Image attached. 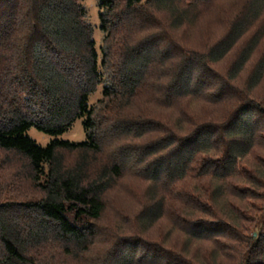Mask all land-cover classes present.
I'll list each match as a JSON object with an SVG mask.
<instances>
[{
	"label": "trees",
	"instance_id": "trees-1",
	"mask_svg": "<svg viewBox=\"0 0 264 264\" xmlns=\"http://www.w3.org/2000/svg\"><path fill=\"white\" fill-rule=\"evenodd\" d=\"M217 1L99 0L105 44L99 53L82 0H0V153L23 159L42 194L36 202L0 203V264H40L41 255L39 260L36 256L49 245H55L60 258L78 259L90 251L96 238L93 223L105 210L103 197L122 177L124 166L111 161L91 179L89 154L102 155V141L115 139L112 133L101 135L102 125L118 135L145 134L141 118L129 119L121 106L129 107L140 96L156 68L163 70L166 81L164 88L153 90V103L172 109L178 101L201 99L213 104L214 112L209 122L193 124L183 135L162 128V140L146 146L138 161L151 186L139 224L151 228L164 217L160 192L175 198L178 188L198 180L197 189L178 196L175 219L183 221L189 207L208 219L183 222L180 230L193 240L212 243V264H264V215L244 228L239 210L225 217L214 210L223 193L216 182L237 179L264 192V156L253 159L254 166L248 162L257 146L264 148V99L256 95L264 83V55L246 85L234 86L264 42V30L253 34L264 18V0H247L226 35L207 51L180 45L170 34L196 24ZM167 40L172 47L164 49ZM238 47L223 78L216 68ZM101 86L100 104L105 103L109 116L97 121L89 102ZM118 101L122 105L116 110ZM220 107L228 112L221 113ZM79 120L86 141L60 139ZM33 129L51 137L50 143L39 145L29 136ZM62 152L79 153L81 162L65 167ZM232 189L239 198L241 191ZM189 226L192 231H186ZM252 227L259 229L255 236H250ZM143 246L141 241L123 242L103 264H143L136 261ZM153 248L142 257L146 264H193L184 251Z\"/></svg>",
	"mask_w": 264,
	"mask_h": 264
},
{
	"label": "rangeland",
	"instance_id": "rangeland-1",
	"mask_svg": "<svg viewBox=\"0 0 264 264\" xmlns=\"http://www.w3.org/2000/svg\"><path fill=\"white\" fill-rule=\"evenodd\" d=\"M98 3L99 0H82L81 5L86 10V21L94 30V40L99 53H101V49L105 44L103 43L104 34L100 31ZM246 3L247 0H219L211 6L210 10L196 24L179 31H172L170 34L180 41V45L201 52L207 51L226 35L230 22ZM258 29L264 30V18L256 30L253 31V34ZM165 43L164 49L172 47L169 40ZM239 48H236L231 56L217 66L216 70L223 78L236 60ZM263 55L264 42L253 58L251 65H249L247 72L242 74L240 80L234 86L242 88L246 85L252 67ZM163 73L162 69L156 68L153 70L149 82L140 96L129 107L122 108L121 106V110L125 109L122 113H126L129 119H133L132 117H135V119L141 118L139 121L144 125L140 128V131L143 129L145 134L118 135L120 131H117L118 134H116L111 130L109 131V126L102 125L101 135L104 136L108 132L109 136L112 133L115 139L114 141H102L104 149L102 155L89 154L88 161L90 163L89 172L91 179H95L103 166L111 161H120L119 163H122L124 166L122 177L114 180L115 184L103 197L105 210L102 219L96 224L93 223L96 238L90 251L84 253L78 259L60 258L55 245H49L45 249L44 254L41 252L42 254L36 256V259H38L39 255H41L42 263L40 264H103L106 255L115 250L121 243L126 242L127 245H130L132 243H139V241L148 246L141 247L136 257V261L142 260L143 264L148 262L146 258L143 259L142 257L146 253H149V248L153 251L154 246L165 251L171 250L177 253L184 251V255H187L185 258L193 259V264H212L213 257L210 253L215 252L216 249L212 246V243L206 240H193L185 230H180L185 225L183 222L190 224L195 220L208 219V217L199 216L193 207H189L183 214L181 217L183 221H177L174 215L179 209V205H181L178 201V196L183 197L185 193H190L192 190L197 189L199 187L198 180L193 179L181 186V188H178L175 198L173 197L174 194L172 197H167V195H163L160 192L158 199L161 200V198L165 197L166 213L155 226L144 229L138 222V217L143 208L149 205L148 192L151 184L144 179L142 174L143 165L138 161L142 158V153H144L146 146L162 140L165 136L163 134L165 133V129L162 128L173 129L177 134L183 135L188 133L191 125L209 122L214 112V107L211 106L213 104H204L201 99L178 101L172 109H167L160 104L153 103V99H151L153 90L165 87L162 82L166 81V78L164 80L161 79L162 75H164ZM220 87L217 86L216 91L220 90ZM102 91L103 86L99 87L96 93L91 96L89 102V105L96 110L97 121H102L109 116L105 103L100 104ZM256 95L264 99V83L256 92ZM211 97V101H213L216 94H212ZM119 105H122L119 101L115 103L116 110H118ZM109 109L110 107L108 111ZM220 112H228V110L220 107ZM118 123L116 122V124ZM155 126V132H146L150 129L152 130ZM29 136L43 147L47 146L52 140L51 137L34 129L29 132ZM261 137V142H263L264 134H261ZM60 139L72 143L85 142L87 138L83 129V121H77L71 130ZM62 156L64 166L67 168H75L81 162L82 157L79 153L69 152H62ZM263 156L264 148L257 146L251 157L252 160L248 161L250 162L249 165L254 166L256 163L253 159L262 158ZM31 176L23 159L13 154L0 153V203L26 204L39 201L42 194L38 186L31 181ZM221 185L223 186V193L219 197H216L217 204L214 205L216 213L218 212L225 217L231 216L230 213L235 215L237 214L235 212L236 209L239 210L244 215L240 217V225L244 228L245 225L251 226L249 221H257L264 215V200H262L264 192L262 189L255 188L252 185L246 186L245 184H240L237 179L230 182L222 181L215 183V187H220ZM232 188L241 191L239 198L233 197L232 193L234 191ZM196 217H199V219H196ZM210 220L212 221V219ZM229 224L235 227L232 222H229ZM185 229L186 231L193 230L190 226ZM258 231V228L252 227L250 236L252 234L255 236L256 233H259ZM221 243L224 245L230 244L227 241H221ZM225 252L233 256L235 255L228 249ZM106 262L104 264L108 263Z\"/></svg>",
	"mask_w": 264,
	"mask_h": 264
}]
</instances>
